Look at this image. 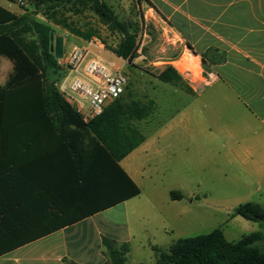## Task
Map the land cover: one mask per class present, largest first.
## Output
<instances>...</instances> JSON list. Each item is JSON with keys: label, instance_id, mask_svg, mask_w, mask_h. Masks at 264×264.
Segmentation results:
<instances>
[{"label": "trees", "instance_id": "16d2710c", "mask_svg": "<svg viewBox=\"0 0 264 264\" xmlns=\"http://www.w3.org/2000/svg\"><path fill=\"white\" fill-rule=\"evenodd\" d=\"M30 5L34 11L25 10L20 16L0 6V57L13 64L7 82L0 86V256L34 241L18 238L25 227L14 221L17 206L23 207L28 199L26 189L37 191L40 207L49 206L51 213L62 215L61 222L44 234L141 194L120 166L147 137L128 123L132 107L121 102L122 96L102 116L85 124L56 86L63 71L50 51V35L55 31L35 17L42 15L83 38L69 29L62 11L89 9L111 32L121 35L115 55L130 64L140 48L138 32L132 23L121 21L106 0H31ZM31 34L38 41L28 39ZM159 79L171 83L180 76L167 66ZM171 198L182 200L183 195L171 192ZM235 215L264 228V205L243 203ZM103 244L110 264L127 263L129 244L107 238ZM157 264H264V233L230 242L217 229L180 239L168 252L157 250Z\"/></svg>", "mask_w": 264, "mask_h": 264}, {"label": "crops", "instance_id": "0c3cea01", "mask_svg": "<svg viewBox=\"0 0 264 264\" xmlns=\"http://www.w3.org/2000/svg\"><path fill=\"white\" fill-rule=\"evenodd\" d=\"M30 1L27 0L25 6ZM138 2L139 8L146 9L148 16L160 19L161 28L170 34L171 44L189 49L194 60L204 67L206 89L196 90L192 95L206 96V170L219 172L223 178L221 182L233 186L229 190L264 194V0ZM0 6L18 16L25 13L20 8L15 10L14 6L19 7V4L10 0H0ZM43 18L45 21L39 22L56 32L57 28ZM54 37H63V55H66V37L57 33ZM79 39V43L72 44L70 38V50L74 46L88 47L91 41ZM91 52L93 57L117 68L124 66L102 58L100 55L107 52L99 47H91ZM112 56L124 61L114 54ZM1 59L13 68L6 58ZM61 78H65L64 71ZM194 101L175 110L164 123L155 127L153 134L120 161V166L141 189L140 196L44 234L61 222L62 215L60 212L51 213L49 206L40 207L36 201L37 191L26 189L24 194L28 199L23 207L17 206L14 221L25 227L19 230L17 237L34 241L2 254L0 264H110L105 255L104 238L119 245L129 244L128 255H131L137 234L132 228L129 210L143 194L141 183L145 170L144 166L138 167V158L141 160L153 145L164 139L161 134L177 128L193 129ZM141 236H144L143 232ZM157 241L148 237L138 244V248L155 251L156 264L157 250H160Z\"/></svg>", "mask_w": 264, "mask_h": 264}, {"label": "rangeland", "instance_id": "374dc122", "mask_svg": "<svg viewBox=\"0 0 264 264\" xmlns=\"http://www.w3.org/2000/svg\"><path fill=\"white\" fill-rule=\"evenodd\" d=\"M121 21L132 23L138 32L140 48L133 63L115 59V51L121 42V35L111 32L89 9L71 8L63 12V20L69 29L79 31L85 37L71 34L63 26L55 33L66 37V53L72 44L97 38L98 47L106 53L100 55L113 60L127 79V86L121 102L132 108L128 120L142 136L154 133L155 127L164 123L175 110L194 101L192 128H177L160 135L159 143L152 150L138 158V167H145L141 188L143 194L129 210L132 228L137 234L133 252L126 264H156L155 251L138 248V244L150 237L156 238L160 251L168 252L171 245L180 239L192 238L222 230L230 242L240 240L244 235L263 232L259 223L235 215L236 208L246 202L264 205V194L244 190L232 191V185L221 182L219 172L206 170V96L192 95L206 89V72L203 65L196 66L194 55L189 49H182L169 41L170 34L160 26V19L148 16L146 9L139 8L138 0H106ZM25 12H33V6H14ZM62 14V13H61ZM62 19V17L60 16ZM45 21L42 15L35 17ZM47 22V21H46ZM50 23V22H49ZM69 37V38H68ZM79 37V38H77ZM28 39L38 41L35 34ZM184 53V54H183ZM111 54V55H110ZM184 55L182 58H180ZM180 59L182 62L177 63ZM10 64L11 62L7 59ZM176 62V63H175ZM198 63V61H196ZM184 65V67L182 66ZM167 66L173 67L180 79L164 83L159 76ZM176 66V67H175ZM13 68L0 57V85H5ZM72 74L66 82L68 87L74 80ZM62 82V78L58 81ZM51 84V82H49ZM68 89V88H67ZM128 127V126H127ZM135 140L138 136H134ZM178 138L179 140H173ZM170 143H173L171 145ZM186 146L188 152L186 153ZM171 192H180L182 200L174 201ZM119 216H117L118 220ZM142 232L144 236H141Z\"/></svg>", "mask_w": 264, "mask_h": 264}, {"label": "built area", "instance_id": "2783aa9c", "mask_svg": "<svg viewBox=\"0 0 264 264\" xmlns=\"http://www.w3.org/2000/svg\"><path fill=\"white\" fill-rule=\"evenodd\" d=\"M16 2L23 6L27 4V0ZM91 47H98L97 38H93L88 47L74 46L59 59V67L65 72V78L56 84L59 93L85 124L102 116L108 106L123 96L127 86L121 68L93 57ZM180 62L182 59L177 63ZM72 74L75 78L66 87Z\"/></svg>", "mask_w": 264, "mask_h": 264}, {"label": "water", "instance_id": "95a60500", "mask_svg": "<svg viewBox=\"0 0 264 264\" xmlns=\"http://www.w3.org/2000/svg\"><path fill=\"white\" fill-rule=\"evenodd\" d=\"M63 37H54V33L50 35V51L56 59H61L64 54Z\"/></svg>", "mask_w": 264, "mask_h": 264}, {"label": "bare ground", "instance_id": "6f19581e", "mask_svg": "<svg viewBox=\"0 0 264 264\" xmlns=\"http://www.w3.org/2000/svg\"><path fill=\"white\" fill-rule=\"evenodd\" d=\"M194 62H195V64H196V66L199 65V62H198V63H196V61H194ZM182 66L184 67V65H182Z\"/></svg>", "mask_w": 264, "mask_h": 264}]
</instances>
